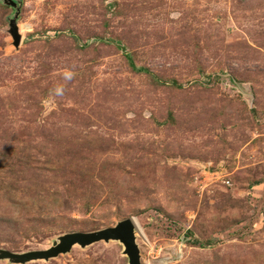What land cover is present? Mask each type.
<instances>
[{"label": "rangeland", "instance_id": "1", "mask_svg": "<svg viewBox=\"0 0 264 264\" xmlns=\"http://www.w3.org/2000/svg\"><path fill=\"white\" fill-rule=\"evenodd\" d=\"M127 218L141 264H264V0H0V252Z\"/></svg>", "mask_w": 264, "mask_h": 264}, {"label": "water", "instance_id": "2", "mask_svg": "<svg viewBox=\"0 0 264 264\" xmlns=\"http://www.w3.org/2000/svg\"><path fill=\"white\" fill-rule=\"evenodd\" d=\"M10 33L14 40V45L18 47L21 42V34L17 26L16 20L10 22ZM136 223L134 218H127L119 221L116 225L101 228L89 232H70L58 238V241L46 250L29 251L22 253H13L9 251L0 252L1 258H10L17 262H27L29 260L46 259L56 257L61 253L71 250L73 245L79 244L82 247L90 245L101 240L109 241L111 239L119 240L125 247L124 253L127 254L129 264H141L140 249L136 241Z\"/></svg>", "mask_w": 264, "mask_h": 264}]
</instances>
